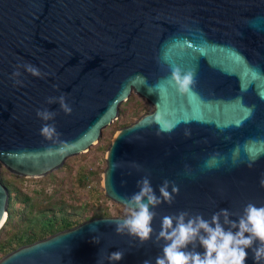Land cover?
<instances>
[{
	"label": "water",
	"instance_id": "95a60500",
	"mask_svg": "<svg viewBox=\"0 0 264 264\" xmlns=\"http://www.w3.org/2000/svg\"><path fill=\"white\" fill-rule=\"evenodd\" d=\"M26 63L48 75L20 68L23 84H15L12 73ZM176 67L192 73L188 92L172 79ZM132 93L153 110L116 132L102 183L130 211L123 199L142 177L157 196L165 179L178 187L171 204L154 209L152 238L118 234L127 217L98 216L22 245L0 264H155L164 216L210 220L228 209L238 220L249 202L264 206V0H0V168L28 178L60 169L99 142ZM61 95L71 114L47 102ZM38 109L56 115L45 122ZM45 123L58 135L42 136ZM9 200L0 178V230ZM117 250L123 258L110 262ZM246 252L245 264H256Z\"/></svg>",
	"mask_w": 264,
	"mask_h": 264
},
{
	"label": "clouds",
	"instance_id": "9594fccd",
	"mask_svg": "<svg viewBox=\"0 0 264 264\" xmlns=\"http://www.w3.org/2000/svg\"><path fill=\"white\" fill-rule=\"evenodd\" d=\"M20 68H24L35 77L42 78L48 75L30 63L18 64L12 73L14 83L18 85L23 84V81L18 79L21 75ZM172 79L182 93L188 92L189 85L194 82L192 73L182 75L179 67L172 70ZM56 101L65 114H71L72 108L66 102L64 95L49 97L47 102L51 104ZM36 114L45 122L53 120L56 115L55 112L47 109H38ZM40 134L45 138L58 135L55 125L48 123L41 127ZM254 163L255 160H252L248 166L252 167ZM170 185L171 192L168 191ZM260 185L264 187V178L260 180ZM137 186L139 191L123 199L131 209V214L117 221L115 231L118 234L127 232L128 235L139 238L140 243L143 244L152 238L155 231L152 227L157 215L154 209L163 202L171 204L174 200L172 193H178L179 189L173 182L165 179L159 186L160 195L157 196L148 176L138 180ZM232 215L233 213L228 209H220L211 216L210 220L205 219L201 214L192 215L188 211L164 216L160 230L155 235V242L164 241L162 254L155 258V264H245L248 248H252L256 264H261L264 262V206L257 207L249 202L238 220L230 219ZM225 225L228 226L227 230ZM237 228L238 231L233 232V229ZM246 233L248 235H245ZM257 240L260 243L253 248ZM189 245L192 246L191 250ZM197 245L204 248L203 253L195 250ZM123 256L124 252L117 250L109 253L107 259L110 262H117ZM143 264H152V261L145 260Z\"/></svg>",
	"mask_w": 264,
	"mask_h": 264
},
{
	"label": "rangeland",
	"instance_id": "374dc122",
	"mask_svg": "<svg viewBox=\"0 0 264 264\" xmlns=\"http://www.w3.org/2000/svg\"><path fill=\"white\" fill-rule=\"evenodd\" d=\"M130 98L132 100L121 105L118 119L103 130L99 142L87 152L68 158L60 169L44 177L28 178L14 174L2 166L0 178L3 182L9 181L20 194L32 196L31 202H36L38 205L48 201L57 204L64 202L69 208H81L93 204L97 211H107L108 216L127 217L131 211L105 195L102 179L107 166L106 153L116 132L124 125L131 124L143 114L153 110V106L144 97L132 93ZM133 109L139 111L138 116L133 113ZM89 171L93 172L90 182L79 185L76 180L77 175ZM16 208L22 209L23 204L17 203ZM33 213L30 214L31 217ZM24 224L25 222L19 218L17 228H23ZM2 257L3 255H0V258Z\"/></svg>",
	"mask_w": 264,
	"mask_h": 264
},
{
	"label": "trees",
	"instance_id": "16d2710c",
	"mask_svg": "<svg viewBox=\"0 0 264 264\" xmlns=\"http://www.w3.org/2000/svg\"><path fill=\"white\" fill-rule=\"evenodd\" d=\"M129 100H132V98ZM133 113L139 115V111L134 109ZM92 175L93 172L90 171L79 173L76 177L77 183L84 185L90 182ZM4 183L9 187L10 200L9 215L0 230V255L3 256L22 245L35 242L61 230L72 228L88 219L108 216L107 211H97L93 204L81 208H69L64 202H58L57 204L48 201L38 205L36 202H31L32 196L20 194L18 189L12 187L9 181L4 180ZM17 203L23 204V208H16ZM33 211L36 213H33ZM31 213H33L32 217L30 216ZM19 218L25 222L23 228L20 229L17 228Z\"/></svg>",
	"mask_w": 264,
	"mask_h": 264
}]
</instances>
